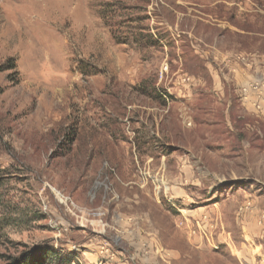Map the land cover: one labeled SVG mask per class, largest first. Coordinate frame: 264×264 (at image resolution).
<instances>
[{"label": "rangeland", "instance_id": "rangeland-1", "mask_svg": "<svg viewBox=\"0 0 264 264\" xmlns=\"http://www.w3.org/2000/svg\"><path fill=\"white\" fill-rule=\"evenodd\" d=\"M263 168L264 0H0V264H264Z\"/></svg>", "mask_w": 264, "mask_h": 264}, {"label": "trees", "instance_id": "trees-1", "mask_svg": "<svg viewBox=\"0 0 264 264\" xmlns=\"http://www.w3.org/2000/svg\"><path fill=\"white\" fill-rule=\"evenodd\" d=\"M40 252L35 256H30L25 253L20 256L21 264H68L71 260L68 259V255H60L57 251L44 248L39 250Z\"/></svg>", "mask_w": 264, "mask_h": 264}, {"label": "bare ground", "instance_id": "bare-ground-1", "mask_svg": "<svg viewBox=\"0 0 264 264\" xmlns=\"http://www.w3.org/2000/svg\"><path fill=\"white\" fill-rule=\"evenodd\" d=\"M246 108H249V109H250L249 106H246ZM246 110H247V109H246ZM262 172H264V168L262 169ZM252 221H253V220H252ZM252 221H251V222H252ZM247 227H248V226H247ZM251 227H252V226H251ZM255 230H256V229H255ZM251 232H252V231H251ZM190 245H191V244H190ZM195 252H196V251H195ZM203 252H204V251H203ZM225 253H226V255H227V252H225ZM226 255H225V258H224V259H225V260H224L225 263L228 262L227 260H229V259H227V256H226ZM230 257L233 258V259H236V258H235V254H234V253H231V252H230V254H229V258H230ZM236 257H237V256H236ZM231 258H230V259H231ZM236 260H237V259H236ZM232 261H233V260H232ZM240 262H242V261H240ZM229 264H230V263H229Z\"/></svg>", "mask_w": 264, "mask_h": 264}]
</instances>
